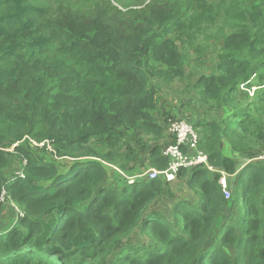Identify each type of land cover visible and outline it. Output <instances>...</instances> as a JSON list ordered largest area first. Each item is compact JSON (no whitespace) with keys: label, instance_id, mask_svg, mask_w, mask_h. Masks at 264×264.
I'll return each instance as SVG.
<instances>
[{"label":"trees","instance_id":"trees-1","mask_svg":"<svg viewBox=\"0 0 264 264\" xmlns=\"http://www.w3.org/2000/svg\"><path fill=\"white\" fill-rule=\"evenodd\" d=\"M56 1L0 0V264H264V161L253 160L264 149V0ZM210 27L218 66L188 75L177 42ZM186 80L202 106L232 112L194 123L214 170H179L194 193L182 198L163 178H129L169 166L164 123L193 100L173 106L162 89ZM235 157L252 161L239 169ZM164 199L167 214L154 208Z\"/></svg>","mask_w":264,"mask_h":264},{"label":"rangeland","instance_id":"rangeland-1","mask_svg":"<svg viewBox=\"0 0 264 264\" xmlns=\"http://www.w3.org/2000/svg\"><path fill=\"white\" fill-rule=\"evenodd\" d=\"M118 1H121L122 5H126V4L130 3V2L127 3L126 0H118ZM31 2L36 4V5L46 6V7H50V8H56L58 5L56 0H31ZM119 8L123 9L121 5H119ZM126 10L127 9H123V11H126ZM226 33L228 34L229 31H227ZM221 40L222 39L220 36L217 37V30L213 27L203 29L200 32L198 39L194 38L193 35L183 34L182 39H179L177 44L179 45L181 51H187V52H189V54H191L190 61H188L185 64L188 75L194 71H197V72L200 71L201 73H204V74H210L214 71L213 70L214 68H217L218 63H219V58H218L216 52L223 45V41H221ZM196 50H197V52H196ZM49 56L53 57V58H57V59H65L66 60V58L61 53H59L57 50L51 52L49 54ZM191 70H193V71H191ZM256 75H260V74L258 72H256ZM198 79H199L198 73H195V75L193 76L192 81H190V83L194 84V82L197 81ZM187 83H188L187 80L185 82L177 81L175 84H173V86L169 87L168 89H166V85H164L162 92L164 94V100L168 99L169 101H171L173 106L185 104L188 107H190L188 98L190 97V99L193 100V105H191L190 109L187 111V113L184 116V120H186L190 124L193 123L192 125L196 124V126H197L198 121H204V120H206V121L210 120L211 121V120H215V119L221 120V119H224L229 113L232 112V108L228 112H226V111L224 112L223 110L215 108V107H208L207 108V106H202L199 102V97H198L197 91H194L192 93L191 92L186 93L187 91H185V87H186V85H188ZM243 84H245V87L242 88L241 87L242 84H241L240 90L243 91L244 93H248L246 90V88H247L246 83H243ZM255 93H256V91L254 92V95H255ZM172 121L173 120H170V121L167 120L164 123L168 132H171L170 126H171ZM39 145H43V144H39ZM169 147L170 146H168L165 149L166 154H167V150ZM226 152L227 153L229 152V147L225 148V153ZM263 152H264V149H261V148L255 149L253 151V153H255L253 155L254 156L253 158H255L258 154L263 153ZM183 153L187 154L188 152L186 150H183ZM246 156H249V155H246ZM235 159L237 161L239 169H241L242 165H243L242 163H244V162L241 163V159H239L238 157H235ZM146 164H147V166H143L141 168V172H139L137 175L144 174L150 168L149 163H146ZM212 165H211L212 170H214V164H212ZM195 167H198V166H195ZM108 169H109L111 176H112V182L114 181V184L119 189H121L123 187L124 183L127 182V179L125 177H123L124 174L121 173L122 175L120 174V177L117 178L114 174V172L116 171V168L109 166ZM224 174L227 177L226 172H224ZM140 182L141 181H138V184H140ZM172 183H173V189L176 192L178 197L188 198V197H191L194 195V193L190 190H187V191L181 190V189L186 188V185H180V181H178L177 179L175 181H173ZM233 196L234 195L232 194V192H230V196L227 197V195H226V197L229 199H232ZM170 202H171L170 200L164 199V201L162 200V201H159L157 204H155L154 208L159 207L164 213L167 214L170 211V207H173V205H171ZM5 216L6 217L8 216V212H6Z\"/></svg>","mask_w":264,"mask_h":264},{"label":"built area","instance_id":"built-area-1","mask_svg":"<svg viewBox=\"0 0 264 264\" xmlns=\"http://www.w3.org/2000/svg\"><path fill=\"white\" fill-rule=\"evenodd\" d=\"M241 87H245V84H242ZM256 89V87L249 88L248 86L246 88L250 96L254 95ZM170 131L175 136L176 141L175 144H172V146L170 145L167 150L166 155L170 160L169 166L163 170L149 168L144 174H140L136 177H143L145 175L143 178H163L168 182H173L177 179L178 172L182 168L204 166L209 170H212L207 155L198 150L200 136L194 125L184 119L175 120L171 123ZM183 150H186L188 153L184 154ZM253 160L264 161V152L258 154ZM228 178L229 175L227 174L226 177L223 172V176L220 179L227 197L230 196L231 192L229 190Z\"/></svg>","mask_w":264,"mask_h":264},{"label":"clouds","instance_id":"clouds-1","mask_svg":"<svg viewBox=\"0 0 264 264\" xmlns=\"http://www.w3.org/2000/svg\"><path fill=\"white\" fill-rule=\"evenodd\" d=\"M254 159V158H253ZM252 161V159H250V160H246L245 162H246V164L247 163H249V162H251ZM255 161V160H254ZM137 176V175H136ZM136 176H133L132 178H129V179H132V181L131 182H135V181H137V180H142V179H144V178H142V177H136ZM138 182V181H137Z\"/></svg>","mask_w":264,"mask_h":264},{"label":"crops","instance_id":"crops-1","mask_svg":"<svg viewBox=\"0 0 264 264\" xmlns=\"http://www.w3.org/2000/svg\"><path fill=\"white\" fill-rule=\"evenodd\" d=\"M245 164H246V163H245ZM245 164H243L242 167H243ZM135 182H137V181H135Z\"/></svg>","mask_w":264,"mask_h":264}]
</instances>
